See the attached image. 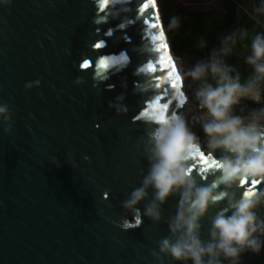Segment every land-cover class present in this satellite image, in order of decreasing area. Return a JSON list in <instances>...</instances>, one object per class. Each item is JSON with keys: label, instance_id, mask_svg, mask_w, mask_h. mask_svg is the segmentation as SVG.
Instances as JSON below:
<instances>
[{"label": "water", "instance_id": "95a60500", "mask_svg": "<svg viewBox=\"0 0 264 264\" xmlns=\"http://www.w3.org/2000/svg\"><path fill=\"white\" fill-rule=\"evenodd\" d=\"M175 61L159 0L0 6V104L12 113L11 133L0 126V264H157L152 253L169 235L178 197L162 206L159 223L119 224L132 219L121 202L149 167L150 127L186 106ZM118 97L120 115L109 107ZM191 163L202 183L213 179V165ZM249 189L264 190V181L237 196ZM224 207L201 222L203 239ZM241 264H264V251Z\"/></svg>", "mask_w": 264, "mask_h": 264}, {"label": "clouds", "instance_id": "9594fccd", "mask_svg": "<svg viewBox=\"0 0 264 264\" xmlns=\"http://www.w3.org/2000/svg\"><path fill=\"white\" fill-rule=\"evenodd\" d=\"M10 3L0 0V6ZM244 11L251 26L219 34L217 47L179 67L181 75L196 85L193 96L199 111L193 122L200 124L203 142L181 115L173 113L155 121L144 149L147 173L121 202L132 219L122 217L119 227L129 231L140 227L144 217L159 223L162 206L178 197L175 215L167 224L169 235L152 253L157 264L165 258L175 264H241L243 255L264 251V219L258 215L264 207V190L237 196L245 183L264 181V0H253ZM178 27L179 20L173 17L169 29ZM242 44L248 49L243 56L250 70L247 75L229 63ZM197 46L207 48V41L201 38ZM122 100L118 97L109 104L118 115ZM0 126L11 133L12 113L7 104H0ZM217 151L222 153L219 157ZM202 154L214 162L213 179L206 183L192 174L191 161ZM222 203L225 207L212 217L208 238L203 239L201 222Z\"/></svg>", "mask_w": 264, "mask_h": 264}, {"label": "trees", "instance_id": "16d2710c", "mask_svg": "<svg viewBox=\"0 0 264 264\" xmlns=\"http://www.w3.org/2000/svg\"><path fill=\"white\" fill-rule=\"evenodd\" d=\"M159 3L172 52L179 59L181 66L186 67L194 59L207 55L209 50L217 47L219 34L238 26H251V21L244 9H250L253 0H223L220 10L210 11H188L173 0H159ZM173 17L179 20V27L175 30L169 29V23ZM201 38L207 41V48L197 46ZM247 51L246 45H238L234 55L229 59V63L240 66V70L245 75L250 71L243 62V56L247 54ZM184 79L187 83L186 105L195 108L197 106L193 89L196 85ZM183 113L181 111L180 115ZM189 126L203 142L204 135L200 124L194 123Z\"/></svg>", "mask_w": 264, "mask_h": 264}, {"label": "rangeland", "instance_id": "374dc122", "mask_svg": "<svg viewBox=\"0 0 264 264\" xmlns=\"http://www.w3.org/2000/svg\"><path fill=\"white\" fill-rule=\"evenodd\" d=\"M176 4L188 11H210V10H220L222 7L223 0H173ZM179 66H181L180 61H178ZM184 79V77H183ZM184 89L186 91L187 83L184 79ZM184 113L181 116L185 117L189 125L194 124V117L198 115L197 107H187L182 110Z\"/></svg>", "mask_w": 264, "mask_h": 264}, {"label": "snow or ice", "instance_id": "6c2138e0", "mask_svg": "<svg viewBox=\"0 0 264 264\" xmlns=\"http://www.w3.org/2000/svg\"><path fill=\"white\" fill-rule=\"evenodd\" d=\"M153 27H155V25H153ZM155 39H156V40H160V39H161V36H156ZM96 47L99 49V48L101 47V45L97 44ZM162 47H163V46H162ZM172 71L175 72V66L172 67ZM175 79L178 81V80H179V76H176ZM176 86H177V85H176L175 83L172 84V87H173V88H175ZM158 87H159V85H158ZM164 107L167 108L168 106L165 105ZM200 159H201L202 161H204V164H206V165H209V164L213 165V163H214V162H213V163H209V158L206 159L205 156H204L203 154L201 155ZM195 167H196V165H195ZM195 167H194V168H195ZM209 168H210V167H209ZM199 170H200L201 172H206V171H207L206 168H203V171H202V168L199 169ZM249 191H251V190L249 189Z\"/></svg>", "mask_w": 264, "mask_h": 264}, {"label": "bare ground", "instance_id": "6f19581e", "mask_svg": "<svg viewBox=\"0 0 264 264\" xmlns=\"http://www.w3.org/2000/svg\"><path fill=\"white\" fill-rule=\"evenodd\" d=\"M175 65H176V68L179 70V64H178V62L177 61H175Z\"/></svg>", "mask_w": 264, "mask_h": 264}]
</instances>
